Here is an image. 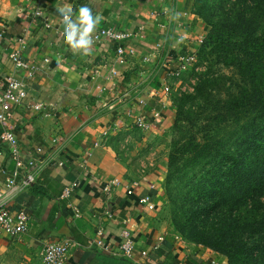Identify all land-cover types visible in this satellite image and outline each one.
<instances>
[{
  "label": "crops",
  "instance_id": "1",
  "mask_svg": "<svg viewBox=\"0 0 264 264\" xmlns=\"http://www.w3.org/2000/svg\"><path fill=\"white\" fill-rule=\"evenodd\" d=\"M40 1L42 14L35 17L36 0H0V77L23 80L32 102L43 106L39 113L14 109L8 124L24 163L35 149L41 154L35 184L17 193L9 207L25 211L27 230L17 238L0 232V264H44V247L57 242L67 245L63 264H227L222 255L186 243L173 231L163 213V172L139 159L173 123L171 97L165 99L163 89L174 68L172 53L198 37L201 23L191 0ZM81 5L103 17L95 30L144 26L132 43L134 55L118 63L109 41L92 44L87 55L70 49L56 8L75 11ZM21 34L23 57L36 66L31 74L8 58ZM137 117L146 128L136 125ZM131 143L134 152L124 157L121 150ZM13 170L0 146V187ZM72 182L77 186L71 195L60 198ZM143 197L150 205L138 204ZM122 225L135 245L130 258L113 253ZM97 229L109 251L94 245Z\"/></svg>",
  "mask_w": 264,
  "mask_h": 264
},
{
  "label": "trees",
  "instance_id": "2",
  "mask_svg": "<svg viewBox=\"0 0 264 264\" xmlns=\"http://www.w3.org/2000/svg\"><path fill=\"white\" fill-rule=\"evenodd\" d=\"M191 8L208 27L196 54L206 67L174 106L162 182L170 226L227 264H264V0ZM215 66L232 71L227 86Z\"/></svg>",
  "mask_w": 264,
  "mask_h": 264
},
{
  "label": "built area",
  "instance_id": "3",
  "mask_svg": "<svg viewBox=\"0 0 264 264\" xmlns=\"http://www.w3.org/2000/svg\"><path fill=\"white\" fill-rule=\"evenodd\" d=\"M40 2V0H36L35 2L33 12L35 17H40L42 14ZM143 28L144 26L142 25L132 30H116L111 27H100L92 34L93 44H100L103 41L111 42L114 47L117 62L123 63L127 58L134 55L135 49L132 43H134V40L139 36ZM3 34V31L0 30V39L3 37ZM24 39V34H21L17 38L16 43L18 46L8 53V58L16 69L31 74L36 69V66L23 57L25 49ZM201 41L202 39L197 42L201 43ZM172 54L171 60L174 68L170 74L173 77H177L183 70V66L194 62V55L181 57L177 53ZM145 60H148V58ZM163 90L165 99H168L170 96L169 87H164ZM29 93L28 86L23 80L13 75L0 77V146L5 148L8 157L14 163V170L0 187V232L12 238H17L27 230L28 216L23 209H16L12 212L9 207L17 193L29 189L35 184L36 176L34 169L36 168V158L41 154V149H35L33 151L34 155L33 153L30 154L27 162L24 163L21 159V149L14 132L8 126L12 111L18 107H25L37 113L43 110L41 102H32ZM135 123L141 128H146V122L140 117L136 118ZM134 185L132 184V186ZM76 186L77 184L75 182L69 183L62 189L60 198L69 197ZM131 187H127V195L132 194ZM138 204L150 205L149 198H139ZM95 235L94 245L101 250L109 251L110 245L103 240L102 231L97 229ZM113 250L115 255L127 258L132 257L136 253L131 233L125 225H122L119 230L118 242ZM66 253L67 245L65 243H49L43 249L42 261L44 264H63ZM138 254L143 259H148V253L146 251H139Z\"/></svg>",
  "mask_w": 264,
  "mask_h": 264
},
{
  "label": "rangeland",
  "instance_id": "4",
  "mask_svg": "<svg viewBox=\"0 0 264 264\" xmlns=\"http://www.w3.org/2000/svg\"><path fill=\"white\" fill-rule=\"evenodd\" d=\"M192 9V8H191ZM200 23L197 28V34L195 35L198 37L195 40L189 48L186 49H179L176 50L177 55L183 57V56H191L194 55V62L189 65L183 66V70L177 77H173L172 75L168 76V84L167 86L170 89V97H171V105L173 106V121H174V106L175 103L180 101V98H182L185 94H188L192 91V86L194 85L196 81L197 74H201L202 72L205 71L206 64L205 63H198L197 61V51L198 47L200 45L199 41L200 39L203 40L205 37V34L207 32L208 27L203 23L201 19H199ZM196 28V27H195ZM194 33V32H193ZM194 35V34H193ZM197 61V62H196ZM195 65V68H193ZM194 69V70H193ZM213 75H226L224 77L225 80V86H227V76L231 75V70L225 69L222 66H215L214 68L212 67ZM222 82V80H220ZM173 124V123H172ZM171 127H169L168 130L163 131L160 135L159 138L155 141L156 147H153L154 144H152V149L149 147H144V153L139 156V159L143 164H146L148 167L155 166L160 171L163 172V176L165 177V172H166V162H167V154L169 151V143H170V138H171ZM134 143L131 144H126L122 148L121 152L123 156L129 157L130 153L134 152ZM136 157V155L134 156ZM164 181V179H163ZM163 213L165 217L169 220L170 222V210H169V204L166 201L163 205ZM171 224V222H170ZM172 226V225H171ZM173 228V227H172ZM173 231L175 229L173 228ZM176 233V231H175ZM177 234V233H176ZM184 242L192 244V242L189 241V239H185L179 234H177ZM224 257V256H223ZM225 258V257H224ZM226 259V258H225Z\"/></svg>",
  "mask_w": 264,
  "mask_h": 264
},
{
  "label": "clouds",
  "instance_id": "5",
  "mask_svg": "<svg viewBox=\"0 0 264 264\" xmlns=\"http://www.w3.org/2000/svg\"><path fill=\"white\" fill-rule=\"evenodd\" d=\"M56 12L62 20L64 42L70 49L87 55L93 44L92 34L103 17L100 14L93 15L87 5H81L75 11L68 6H58Z\"/></svg>",
  "mask_w": 264,
  "mask_h": 264
}]
</instances>
